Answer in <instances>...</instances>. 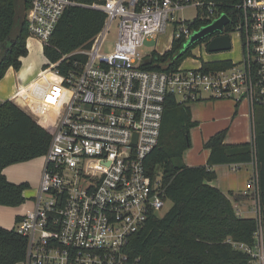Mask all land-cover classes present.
I'll return each instance as SVG.
<instances>
[{"label": "built area", "instance_id": "1", "mask_svg": "<svg viewBox=\"0 0 264 264\" xmlns=\"http://www.w3.org/2000/svg\"><path fill=\"white\" fill-rule=\"evenodd\" d=\"M191 5L198 10L204 3L31 0L28 49V40L45 47L70 8L101 11L106 20L88 48L57 63L46 60L37 78L18 85L11 99L51 135L38 194L17 227L28 241L20 264H138L128 254L132 238L160 218L170 202L162 177L151 176L147 167L169 96L188 106L218 101L247 105L254 130L255 107L264 108V0H242L236 6L230 35L242 42V67L231 62L227 70L206 71L212 62H202L175 73L145 68L155 53H143L146 42L169 31L174 40L188 41L194 34L191 22L179 17ZM208 11L211 23L221 16L214 5ZM115 25L114 51L104 54ZM80 55L85 61L71 62ZM255 177L248 189L258 194ZM257 206L259 218V201ZM257 247L260 255L252 254L264 264L262 229Z\"/></svg>", "mask_w": 264, "mask_h": 264}, {"label": "trees", "instance_id": "2", "mask_svg": "<svg viewBox=\"0 0 264 264\" xmlns=\"http://www.w3.org/2000/svg\"><path fill=\"white\" fill-rule=\"evenodd\" d=\"M198 1L204 3L199 8L204 17L191 22V29L198 31L211 24L208 7L214 5L218 16L226 14L232 19L224 31L229 36L237 20L236 6L242 0ZM30 7L31 0H0V82L10 69L19 71L22 59L29 54L26 13ZM105 20L101 11L68 9L43 48L46 60L57 63L80 48H88ZM220 35L208 37L189 49H185V39L173 40L171 49L164 54L155 52L145 68L175 73L192 57L194 49ZM75 60L85 61V57L71 58V62ZM230 67L231 61H222L206 64L204 69L223 71ZM254 112L252 142L226 143L228 130L220 131L203 145L210 152L207 165L188 167L184 155L192 148L191 132L198 123L193 120L190 106L179 104L173 95L167 98L159 143L150 154L147 167L151 176L162 177L173 207L165 216L151 219L132 238L128 246L132 260L139 259L138 264H252L256 260L252 252L260 229L264 247V108L256 106ZM50 142L51 135L25 111L11 101L0 102V206L22 207L26 203L24 193L30 189L28 183L10 182L3 171L44 157ZM246 164H253L257 175L259 218L238 216L229 197L210 185L217 179L215 166ZM244 197L234 195L236 202ZM16 222H20V216ZM27 246V239L17 229L0 226V264L24 262Z\"/></svg>", "mask_w": 264, "mask_h": 264}, {"label": "rangeland", "instance_id": "3", "mask_svg": "<svg viewBox=\"0 0 264 264\" xmlns=\"http://www.w3.org/2000/svg\"><path fill=\"white\" fill-rule=\"evenodd\" d=\"M203 18V11L201 9H196L192 5L186 8L185 10L179 13V17L187 22H193L197 17ZM118 37L117 25L107 37L104 47L102 48V52L104 54H109L114 51V47ZM232 49L224 52H216L212 53L208 50V43L200 44L196 49L192 52V57L187 59L183 63L184 69L197 68L201 65L202 62H222V61H231L236 64L238 67H242L244 55H243V46L240 40V37L236 34L230 35ZM173 37L171 32L169 31L166 35L158 37L156 40L146 42L145 47L143 48V53H151L156 52L159 54H164L171 49L173 43ZM31 44V51L28 56L24 59L22 63V67L19 71H9L7 72L4 79L0 82V96L12 99L15 94L17 84L23 85L25 82L35 78L41 72L42 68L46 64V58L43 54V45L35 40H28ZM31 67V69H29ZM237 108L234 102L227 101H218V102H200V103H191L190 108L195 117V122L198 123L196 129L194 128L192 133V148L189 149L184 155V163L186 161H191L190 157L193 156L197 147L202 146L203 141L206 143L213 135L216 133L228 130V135L226 138V143L236 144L240 142H252L254 139V130L253 126L250 124L247 118V113L249 110L243 106ZM237 112V116H235ZM228 114H232V120L227 116ZM259 115V111H258ZM231 116V115H230ZM234 120V121H233ZM220 123L226 124L225 127L216 130V132L209 138L210 132L214 130V128ZM203 143V145H204ZM204 148V147H203ZM44 162V158H39L33 160L28 163H22L21 165H17L14 168V176H27L29 180V184H31V189L27 191L26 194V203L23 205L26 207L25 210H30L33 206V197H30L32 193V189L35 184L39 183V171ZM187 166V165H186ZM4 174V171H3ZM232 178V182L238 183L239 186H244L247 182L246 178L250 181L255 180L256 172L254 167V172L252 167H242L241 169L236 170V172H232L230 170L229 173ZM10 177V176H8ZM7 177V179H8ZM249 181V182H250ZM223 182V180H222ZM246 185V190L250 193L249 196L251 201L257 200V193L254 190L248 189V184ZM17 184V183H16ZM32 198V199H31ZM244 200V199H243ZM254 204V203H253ZM256 204V203H255ZM173 207L172 202H169L164 210L158 213L159 217L165 216ZM19 214L17 208H11L7 206H0V219L1 224H3V228L17 229L18 223L16 222V218ZM254 253L260 255V248L257 247L254 250ZM252 264H263L260 258H257Z\"/></svg>", "mask_w": 264, "mask_h": 264}, {"label": "crops", "instance_id": "4", "mask_svg": "<svg viewBox=\"0 0 264 264\" xmlns=\"http://www.w3.org/2000/svg\"><path fill=\"white\" fill-rule=\"evenodd\" d=\"M30 46H31V44H30ZM28 51L29 52L31 51V47L28 49ZM24 59H22V63H23ZM10 70L13 71L14 69H10ZM35 78H37V76ZM35 78L25 82L23 85H20V86L27 85L29 82H31ZM18 85L19 84H17V86ZM9 99L10 98H6V96H4V97L0 96V102H6V101H11L12 102V100H9ZM227 102H230V101H227ZM243 106H245L248 109L247 105H243ZM192 114H193V112H192ZM246 115H247V118H249L248 119V121H249L248 123L250 125L251 121H250L249 112ZM227 116H229V118L232 120V114H228ZM193 119L195 120L194 115H193ZM225 126H226V124H224V123H220L219 125H217L214 128V130L212 132H210L209 138L216 132V130H219V129L225 127ZM192 136L193 135L191 133V137ZM204 142L205 141H203V143ZM203 143H202V146L199 145V147H197V150H195V152L193 153V156L190 157L191 161H188V160L186 161V165L188 167H197V166L207 165V162H208V159H209V156H210V152L203 148ZM239 143H242V142L239 141ZM42 158H44V157H42ZM25 163H28V162H25ZM21 164L12 165V166L6 168L4 170V175L6 176V178L8 176H10V177H8V180L10 182H12V183H15V184L16 183L17 184L28 183L29 184V180H28L27 176H22V177L21 176H18V177L14 176V178H12L13 174H14V171H15L14 168L17 167V165H21ZM244 166L245 167H252L253 172H254V165L253 164H246V165L237 166V170L241 169ZM44 167H45V160H44V162L42 164V167H41V169L39 171V173H40V175H39V183L37 182L35 184L34 188L31 190L32 193H31L30 197H33V199L38 194L39 187H40V181H41L42 173L44 171ZM213 169L217 173V179L214 182L210 183V185L218 188L225 195H227L229 197V199L233 202V205H234V207L236 209V212H237L238 216L244 217V218H257L258 215H257V210L256 209H258V206H257L258 205V199L256 200V202L255 201L253 202V201H251L250 197H247V196H249L250 193L246 190V185L250 181V178H249V180L246 178L247 182L245 183L244 186H239L238 187V183H236V181L234 183L232 182V178H235V177H231V179H228L230 177V175H229L230 170L232 172H236V170H234V166H225V165H223V166H215ZM222 180H223V182H222ZM29 185H30V189H31V184H29ZM27 191L24 193L25 198H26ZM232 194H233V196H232ZM237 194H241L242 196H246V197H244V200L236 202V200L234 199V195H237ZM25 209H26L25 206L17 208V210L19 211L18 216H22L27 211ZM1 221L2 220L0 219V226L1 225L4 226L3 224H1ZM4 227H7V226H4ZM5 229H7V228H5Z\"/></svg>", "mask_w": 264, "mask_h": 264}, {"label": "water", "instance_id": "5", "mask_svg": "<svg viewBox=\"0 0 264 264\" xmlns=\"http://www.w3.org/2000/svg\"><path fill=\"white\" fill-rule=\"evenodd\" d=\"M231 22L230 18L226 14H222L217 20L211 24L202 27L194 34L185 44V49L192 48L195 44L205 40L208 37L214 36L217 33L222 36L214 37L208 44V50L212 53L224 52L232 49V43L230 36L224 35V29Z\"/></svg>", "mask_w": 264, "mask_h": 264}]
</instances>
